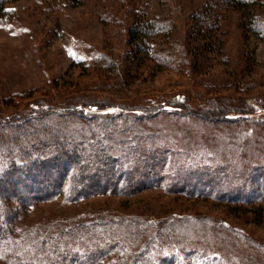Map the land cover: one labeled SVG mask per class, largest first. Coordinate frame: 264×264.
I'll use <instances>...</instances> for the list:
<instances>
[{
  "label": "rangeland",
  "instance_id": "rangeland-1",
  "mask_svg": "<svg viewBox=\"0 0 264 264\" xmlns=\"http://www.w3.org/2000/svg\"><path fill=\"white\" fill-rule=\"evenodd\" d=\"M206 1L83 0L74 5L59 0L52 3L17 0L3 4L0 7L2 113L7 115L15 110L2 104L7 97L11 101L18 99L19 107L32 100H43L53 106L68 95L91 94L100 98V102L129 108L165 95L170 99L167 107L175 106L178 111H184L187 104H172L177 100L171 97L175 93L193 107L201 97L264 98V29L261 33L253 31L249 14L244 10L214 6V13L219 15L218 27L203 37L192 34L197 23L193 15L199 13V7ZM253 13L264 24V3L253 6ZM134 15L143 20L168 19L171 22L168 32L150 43H155L157 50H167L173 55L176 45H181L185 47L184 58L176 56L175 62L166 64L149 54L139 55L132 72L124 78L123 71L104 69L105 65L98 60L101 54L116 63L122 60L126 22ZM116 79L118 84L102 86L115 83ZM263 101L255 103L253 112H228L236 120L230 124L220 118L212 122L208 116L201 127L164 114L154 118L159 133L163 134L158 142L170 148L165 166L168 163L174 170L177 161L189 168L202 166V171L216 172L217 181L226 188L243 186L248 175L255 176L250 183L254 182L251 184L256 195L250 200L219 197L213 185L216 181L211 179L207 185L212 184L213 189L205 186L209 192L169 190L168 184L178 180L168 176L157 186L133 195L95 194L76 202H67L64 195H59L53 200H34L29 204L8 197L9 222L12 227L28 229L56 221L78 224L131 217L161 221L177 216L184 220L179 224L181 241L205 250L211 248L217 257L205 259L197 254H182L169 256L163 264H221L217 260L221 255L226 257L227 264H264V174L258 170L264 168ZM256 117L262 121H255ZM197 137L200 142L196 147L193 141ZM221 221L228 225L226 229L217 228ZM177 240L179 243L180 239ZM172 246L160 249L159 256H165ZM115 254H108L98 264H110ZM0 264L8 263L0 256Z\"/></svg>",
  "mask_w": 264,
  "mask_h": 264
},
{
  "label": "trees",
  "instance_id": "trees-1",
  "mask_svg": "<svg viewBox=\"0 0 264 264\" xmlns=\"http://www.w3.org/2000/svg\"><path fill=\"white\" fill-rule=\"evenodd\" d=\"M15 1L0 0V7ZM41 1L52 3L56 0ZM59 1L78 5L83 0ZM262 3L264 0H207L199 7V13L197 11L193 15L197 23L191 32L203 37L216 29L219 15L214 13L213 7L225 6L246 11L252 30L261 33L264 24L253 13V6ZM126 27V49L122 60L116 63L101 54L98 60L105 65L104 69L123 71L121 75L124 78L126 73L132 72L133 62L139 55L149 54L151 58L166 64L175 62L173 57L184 58L185 47L181 45H176L173 55L167 50H157L156 44L150 43L158 35L168 32L171 27L168 19L143 20L134 15L128 17ZM122 77L120 83L116 79L115 83H103L102 86L121 84ZM171 97L178 100H173L172 104L186 103L187 108L178 111L174 109L175 106L167 107L170 99L165 95L146 99L143 105L129 108L123 104L100 102V98L91 94L77 97L68 95L53 106L43 100H32L19 107V103H16L18 99L11 101V97L3 98L1 102L4 106L15 109L6 115L0 108V256L3 261L8 264H98L108 254L113 256L115 253L114 261L110 264H163L169 260V256L182 254H197L205 259L213 255L216 258L211 248L205 250L183 242L184 239L181 241L179 224L184 220H179L177 216L161 221L136 217L104 218L78 224L56 221L28 229L12 227L9 222L8 197L29 204L34 200H53L59 195H64L67 202H76L95 194L133 195L157 186L168 176L178 180L177 183L168 184L169 190L209 192L205 186L210 184L211 179L216 181L213 185L219 191L217 195L223 199H252L256 189L250 180H255V176L248 175L243 186L226 188L217 181L216 172L202 171V166L189 168L180 161L176 162L174 170L168 163L165 166V155L170 148L158 142L163 134L159 133L155 120L164 114L179 122L188 121L201 127L208 116L210 121L220 118L230 124L236 120L231 119L228 112H253L255 103L264 98L201 97L193 107L183 97L178 98L177 93ZM255 121L261 122L262 119L256 117ZM199 142V137L193 141L196 147ZM258 170L264 174V168ZM213 185L208 187L213 189ZM216 226L226 229L228 225L221 221ZM169 240L175 242L170 243ZM165 246L172 248L160 257V249L164 250ZM217 260L227 264L224 255Z\"/></svg>",
  "mask_w": 264,
  "mask_h": 264
}]
</instances>
